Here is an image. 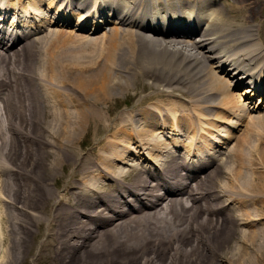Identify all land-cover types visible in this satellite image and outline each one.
<instances>
[{"label": "bare ground", "instance_id": "obj_1", "mask_svg": "<svg viewBox=\"0 0 264 264\" xmlns=\"http://www.w3.org/2000/svg\"><path fill=\"white\" fill-rule=\"evenodd\" d=\"M217 1L0 0V264H264V157L198 119L264 103V0Z\"/></svg>", "mask_w": 264, "mask_h": 264}, {"label": "rangeland", "instance_id": "obj_2", "mask_svg": "<svg viewBox=\"0 0 264 264\" xmlns=\"http://www.w3.org/2000/svg\"><path fill=\"white\" fill-rule=\"evenodd\" d=\"M220 1L221 0H218L215 4H222V2ZM228 1L230 2V0ZM228 14L232 16L234 13L232 11H229ZM263 16H264V12L257 11L254 17L251 18L252 23L259 21V19ZM109 24H112V23H109ZM111 26L113 25H110L107 28H98V30L93 33L87 30L86 31H76L75 29H70V28H68L66 31L61 30L64 32V34H61L59 36L60 38L59 41L61 42V44H64L66 46L67 54L69 56H73L75 55L73 53L77 52L80 49H84L85 51L90 50L91 42L90 41L87 42L86 40L89 38L90 39L97 38L99 35H101L105 30H107ZM47 27L49 29L57 28L55 27L54 24L49 25ZM260 36H263L264 38V26L262 28V31L260 32ZM72 39H77L78 42L73 43ZM244 86L245 85H242L241 88H243ZM234 90H237V91H234ZM238 90L240 89H235L234 87L230 89V91L236 94L233 95L231 99L232 102H229V103L232 105L242 103L243 106L246 108L245 109L246 112H248L246 117L239 120L236 117V115H232L228 113V110L230 111L231 108L229 107V104H225L223 105L225 107V110L222 108L215 109L214 112L211 113L210 117L206 119V123H203L205 127L202 128V131L205 132V134H207V135L203 134V136H205V139L207 140V142H209V140H213L214 138L215 139H228L227 147L230 146L233 148L234 147L242 148L243 152L247 156H253L255 158L264 157V103L261 108L249 109L247 107L252 106V104L255 102L256 104L258 103L257 102L258 98H256L257 95L253 96L251 99H248L245 102L244 100H242V99H246L244 94H239L240 92ZM148 91L149 90H147L146 92ZM142 94H145V92L140 93L136 98L132 99L130 101V104L135 103ZM121 107L124 108L126 106L123 105ZM237 122H241V124H237ZM181 124H183V122H181ZM208 126H210L213 129L207 128ZM169 134L171 135V133ZM174 135H175V138L177 139V142L180 143V140L183 139V130L181 129L180 132L176 131ZM227 135H229L228 138H227ZM209 136H211V138ZM207 138H209V140ZM81 139L85 140V142L82 143L81 148L82 149L87 148L90 145L89 144L90 142H88L90 141L89 133L87 134L83 133V136L81 137ZM202 139L204 138L202 137ZM162 140L171 143L170 138H168L167 136H165V139L163 138ZM125 141H127L125 147L129 149V151H132V149H136L137 145L135 142H132V139L127 137ZM186 141H188V138L186 139ZM207 142L205 141L202 142L201 140H199L197 143L203 145V149H204L206 145H210ZM211 143L216 144V142H213V141ZM128 147H131L132 149ZM258 162H260V160Z\"/></svg>", "mask_w": 264, "mask_h": 264}]
</instances>
